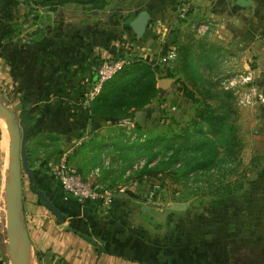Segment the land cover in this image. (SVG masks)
<instances>
[{
	"label": "crops",
	"instance_id": "crops-1",
	"mask_svg": "<svg viewBox=\"0 0 264 264\" xmlns=\"http://www.w3.org/2000/svg\"><path fill=\"white\" fill-rule=\"evenodd\" d=\"M184 2L193 5L190 22L196 13L219 20L244 15L236 0H109L102 10L68 4L55 11L24 0L0 4V93L28 129L27 151L36 187L64 215L61 225L33 192L24 191L35 259L40 253L43 263L48 259L51 264L57 260L67 264H264V176L259 171L248 175L242 193L215 204H183L182 210L177 209L180 205L162 208L156 201H138L135 187L124 193L130 198L109 190L100 203L80 204L48 174L54 170L48 166L54 152L60 160L69 152L72 166L70 161L78 152L91 147L83 161H75L80 170L91 154L98 155L105 167L110 166V157L119 159V149L113 148L123 140L121 127L94 116L87 100L97 66L111 58L138 59L153 65L159 82L169 79V70L175 68L156 64L166 33L180 29L178 12ZM144 11L151 19L140 40L130 24ZM221 29L217 33H224ZM232 29L236 34L237 28ZM223 39L227 49L231 43ZM207 55L199 58L204 62ZM261 71V87L256 88L264 97V68ZM150 107L143 115L150 116ZM254 107L264 110L262 103ZM82 139L83 146L75 147ZM70 228L91 237L93 243Z\"/></svg>",
	"mask_w": 264,
	"mask_h": 264
},
{
	"label": "rangeland",
	"instance_id": "rangeland-1",
	"mask_svg": "<svg viewBox=\"0 0 264 264\" xmlns=\"http://www.w3.org/2000/svg\"><path fill=\"white\" fill-rule=\"evenodd\" d=\"M253 1V6L241 7L243 9L241 12H243L244 15L238 19L235 18V20H231V18L219 20L214 15L210 16L202 13L192 14V19H190L192 20L191 22L189 19L181 20L178 18L181 23H183V25L180 23V29L167 32L164 36V40L175 45L179 53V58L175 66H171L172 69L175 68L173 71L174 77L171 79L172 82L167 89L159 88L160 92L158 97L150 107L152 111L149 113V117H158V112L164 111V114L160 112V116L166 118L168 123L173 122L174 125L187 124V122L190 121L196 105L189 102L183 96L180 89L181 84L179 83L182 81L195 92L200 100H203L207 98V90H212L214 94L221 96L223 91H226L222 84L226 78L237 74H243L250 70L255 71V80L252 84L242 86L241 89L248 91L252 87H257L260 90L261 78L259 79L258 76L264 68V0ZM191 11L194 12L193 5H191ZM188 21L189 24H186ZM193 21H196V26H193L194 24L192 25ZM202 21L207 24V28L205 31L202 29V33H200L197 31V24H200ZM221 27H224V33H217L222 30ZM232 28H237L238 31L236 34L232 32ZM252 29L254 30L253 32ZM249 36L251 39L248 41V38H250ZM223 38L231 43L227 49L221 44V42L224 41ZM186 49H188L189 52ZM190 51L194 53L192 62L195 65V75L192 77L184 68L186 55H188ZM205 52H208L211 58L203 62L198 56ZM0 99L12 108L1 93ZM211 103H214V101H211ZM235 106L239 112V134L245 143L243 158L246 163L243 169L244 171L250 172V175L253 174L254 172H251L254 169L252 161L254 158H257L258 163H260L258 171L264 174V171L261 169V167L264 166V110L254 106H239L236 98ZM12 109L14 110V108ZM166 120L165 122H167ZM255 124H257V127ZM146 125L147 122L145 126ZM160 126L161 125L157 127ZM0 127V264H16V251L14 246L15 236L7 224L6 189L8 185L7 172L9 168V152L8 150L4 151L2 148V143L4 141L8 144V133L1 122ZM125 144L124 140L118 141V145L113 148L114 150L119 149L120 151V155H118L119 159H117V161L119 160L118 163L113 162V160L116 161V158L110 157L111 164H114V168L109 172H100V177H97V180L103 192L109 191L110 188L116 190L125 186L127 187V192L132 191L131 189L135 187L138 189V192L136 191L134 193L137 197L136 199L143 202V196L150 190L151 184H141L137 179H130L131 171L137 172L140 165L142 166V161L140 162V155L136 152H123L122 149ZM90 150L91 147H88L84 149V151L78 152L74 162L70 161L71 167L75 168L85 178H91L95 173L94 171L102 166L98 155L91 154L88 161L85 163V167L82 168V170L78 168L75 161H81ZM106 155L110 156L108 153ZM52 156V164L48 165L51 170L60 163V158L56 157L55 152ZM124 171L128 172L124 173ZM48 174L53 175L52 171L48 172ZM242 174H244V172ZM23 178L24 191L30 195L32 191L29 185V178L25 173ZM151 182L154 188L152 189L153 192L150 198L156 193V204H159L162 208L170 205L182 206L183 204L190 205L191 207H198L203 202L207 203L215 199L212 196L204 197L200 195V193L196 192L198 189L196 190L195 186L192 187L193 190L190 189L192 190V195H189L188 188L184 187L182 183L172 182L163 175H159L157 179H152ZM163 183L165 186L161 188ZM134 184H136V186H133ZM31 256L33 258L32 264H39L32 252ZM12 261H14V263ZM43 264L51 263L47 259Z\"/></svg>",
	"mask_w": 264,
	"mask_h": 264
},
{
	"label": "trees",
	"instance_id": "trees-1",
	"mask_svg": "<svg viewBox=\"0 0 264 264\" xmlns=\"http://www.w3.org/2000/svg\"><path fill=\"white\" fill-rule=\"evenodd\" d=\"M24 1L28 5L49 8L50 11L68 4L102 10L109 4V0ZM193 56L194 53L190 51L184 64L191 77L195 75ZM210 58V55L205 56V60ZM173 71L169 70L167 78L173 79ZM159 80L157 70L152 64L143 60H132L104 85L102 93L92 102L91 111L94 116L102 117L112 124H119L127 117L136 118V112H144L158 97ZM179 83L183 96L196 105L187 124L174 125L173 122L168 123V120L162 122L161 118L143 115L142 120L145 123L136 125L140 137L145 136L140 142H132L121 129L119 137L126 143L122 151L136 152L140 155V162L142 161L137 172L131 171L130 179H137L141 184H151L150 190L143 196V202L157 201L156 193L150 198L154 188L151 180L157 179L159 175L172 182L182 183L188 188L189 195H192V187L195 186L200 195L215 198L207 203L223 202L245 190L250 173L243 169L245 143L239 134V112L235 106V96L232 91H223L221 96H217L212 90H207V98L200 100L183 81ZM159 125L161 126L157 127ZM114 145L117 146L118 142ZM118 161L113 160L116 163ZM252 164L254 169L251 172H257L260 164L258 159L254 158ZM113 165L111 162L109 167L102 165L101 172L112 171ZM126 172L128 171H124ZM259 176L263 177V172ZM164 186L163 183L161 188ZM39 202L43 205L40 200ZM204 204L206 202L199 206ZM70 229L93 243L91 237L74 228ZM37 260L43 264V254L38 253ZM53 264L67 263L57 260Z\"/></svg>",
	"mask_w": 264,
	"mask_h": 264
},
{
	"label": "built area",
	"instance_id": "built-area-1",
	"mask_svg": "<svg viewBox=\"0 0 264 264\" xmlns=\"http://www.w3.org/2000/svg\"><path fill=\"white\" fill-rule=\"evenodd\" d=\"M2 1L3 0H0V4L2 3ZM191 5L192 4L190 2H184L181 4L178 12V17L181 20L188 19L191 13ZM197 25V31L200 33H202V29H204L205 31L207 28V24L203 21ZM193 26H196V24H194ZM162 52L163 53L159 60V63L156 65L172 69L171 66H175L179 58V53L176 46L164 40L162 44ZM130 62H132L131 58H111L101 61L97 66L96 81H94L91 85L87 95L88 102H93L102 93L104 85L112 80L122 70V68ZM254 80L255 74L253 71L249 70L247 72H244L243 74H237L226 78L222 82V84L226 91L233 92L239 106L252 107L257 102L264 104V97L258 93L256 87H252L248 91L242 90L241 87L244 85L252 84ZM159 112L163 113V111ZM160 115L158 116V118H161L162 121L165 122L166 118ZM137 123L138 122L134 117H127L119 123V126L124 130L125 134L128 138L131 139L132 142H140L145 138V136L140 137V134L137 132ZM83 142L84 139L80 140L79 142H77L75 147H81L83 145ZM68 156L69 152H65L62 159L60 160L59 165L55 167L52 172L53 177L60 183L62 189L66 193L74 196V198L80 204H93L102 202L104 193L102 191L101 185L97 180V177L100 176L101 169L97 168L91 178H85L75 168L69 165ZM106 165H108V163H106ZM133 186H136V184H134ZM116 190L117 193L120 194L126 193L127 187L125 186Z\"/></svg>",
	"mask_w": 264,
	"mask_h": 264
},
{
	"label": "water",
	"instance_id": "water-1",
	"mask_svg": "<svg viewBox=\"0 0 264 264\" xmlns=\"http://www.w3.org/2000/svg\"><path fill=\"white\" fill-rule=\"evenodd\" d=\"M236 2L240 7L253 6V2L250 0H236ZM150 19L149 12L144 11L131 22L130 27L138 39L141 40L144 37ZM171 82V79L161 80L158 83V88L167 89ZM142 115V111L136 112L135 116L138 123L142 122ZM0 121L5 123L10 136L8 185L6 189L7 224L15 236L16 264H29L31 243L24 209V173L29 178V185L33 194L39 198L43 206L57 218L61 225L64 224V215L48 198L46 192L36 187V179L29 163L27 151L28 129L24 120L19 118L17 113L2 99H0ZM93 122L94 116L90 121V130L93 128ZM118 196L130 198L128 194L124 193ZM184 208H186L185 205L177 207L178 210Z\"/></svg>",
	"mask_w": 264,
	"mask_h": 264
},
{
	"label": "bare ground",
	"instance_id": "bare-ground-1",
	"mask_svg": "<svg viewBox=\"0 0 264 264\" xmlns=\"http://www.w3.org/2000/svg\"><path fill=\"white\" fill-rule=\"evenodd\" d=\"M1 122V124L5 127V129L7 130V133H8V144H7V142L6 141H4L3 143H2V148L4 149V151H6V150H8V152H9V148H10V136H9V132H8V129H7V126L5 125V123H3L2 121H0ZM1 128V127H0ZM8 230V229H7ZM12 237V236H11ZM31 257L32 256H30V258H29V264H32V262L30 261L31 260ZM13 263H14V261H12Z\"/></svg>",
	"mask_w": 264,
	"mask_h": 264
}]
</instances>
